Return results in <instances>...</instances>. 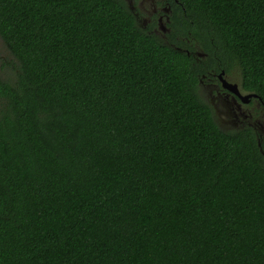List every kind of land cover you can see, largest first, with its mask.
<instances>
[{
  "label": "trees",
  "instance_id": "trees-1",
  "mask_svg": "<svg viewBox=\"0 0 264 264\" xmlns=\"http://www.w3.org/2000/svg\"><path fill=\"white\" fill-rule=\"evenodd\" d=\"M163 1L167 40L124 0H0V264H264V134L199 94L237 68L264 108V0Z\"/></svg>",
  "mask_w": 264,
  "mask_h": 264
},
{
  "label": "flooded vegetation",
  "instance_id": "flooded-vegetation-1",
  "mask_svg": "<svg viewBox=\"0 0 264 264\" xmlns=\"http://www.w3.org/2000/svg\"><path fill=\"white\" fill-rule=\"evenodd\" d=\"M136 2L137 7L135 8V11L133 10L136 20L140 21L142 18L147 17L145 22H141V27L152 31L155 34L161 36L163 39L167 40L166 33H168V29L166 24L168 22V15L171 10L166 2L163 0H151V2L146 4L144 3V0H136ZM232 69L233 68H230L227 71L224 69L219 71L210 69L207 71L206 75H202L206 76L201 81H205L204 89L206 97L210 101L209 105L211 106L215 117L216 112L220 109H222V112H224L229 117V119H222V122L227 123L230 121L232 124L239 126L238 129L250 127L258 135L259 130L261 129V123H259L257 120L250 122L249 115L244 111L246 110L249 112L251 114L250 116H252L253 113L256 118L263 119L264 108L261 102L258 100V97L246 96L251 92L243 89L237 79L236 80L238 82L230 81L228 79L227 75ZM234 78H236L235 74ZM223 82L229 85L231 89L226 87V85L224 86Z\"/></svg>",
  "mask_w": 264,
  "mask_h": 264
},
{
  "label": "rangeland",
  "instance_id": "rangeland-1",
  "mask_svg": "<svg viewBox=\"0 0 264 264\" xmlns=\"http://www.w3.org/2000/svg\"><path fill=\"white\" fill-rule=\"evenodd\" d=\"M124 1H125L126 5L128 6V8L132 12H133V10L135 11V8L137 7L136 6V3H137L136 0H135V2H134V0H124ZM144 1H145L144 2L145 4L151 2V0H144ZM145 6H148V5H145ZM146 19H147V17L142 18L140 21H138V24L140 25L141 22H145ZM195 51H196L197 55L203 56V54H199V53H201L200 51H198V50H195ZM16 64H17L16 59L10 53V51L6 48L2 38L0 37V77H2L5 80H8V81L14 80L15 75H16ZM234 74H235L236 78H234ZM205 77L206 76H202L200 78V81L202 79H204ZM227 77L230 81H237L238 80L240 83V72L237 68H233L231 70V72L227 75ZM200 81H199V83H200ZM204 84H205V81H201V83L199 84V94L203 97V99L208 104H210V101L206 97ZM244 112L249 115V121L250 122H254L255 120H257L259 123H261V129L259 130V133L263 134L264 133V118L263 119L256 118L253 113H252V116H250L251 114L249 112H247L246 110ZM261 113L263 114L262 111H261ZM214 118H215V120L218 121L219 126L224 130H231V129L235 130V129L239 128V126L232 124L230 121L227 123H224L221 121L222 119H229V117L224 112H222V109H220L216 112V117L214 115Z\"/></svg>",
  "mask_w": 264,
  "mask_h": 264
},
{
  "label": "water",
  "instance_id": "water-1",
  "mask_svg": "<svg viewBox=\"0 0 264 264\" xmlns=\"http://www.w3.org/2000/svg\"><path fill=\"white\" fill-rule=\"evenodd\" d=\"M168 7H169V6H168ZM199 54H203V53H199ZM221 72H222V71H221ZM219 76H220V74H219ZM223 85H224V86L226 85V87H228L229 89H231L229 85L225 84V82H223ZM246 96H248V97H250V96L258 97L257 94L254 93V92H251V93L247 94Z\"/></svg>",
  "mask_w": 264,
  "mask_h": 264
}]
</instances>
